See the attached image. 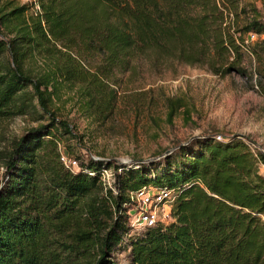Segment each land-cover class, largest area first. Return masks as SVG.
<instances>
[{
  "label": "trees",
  "instance_id": "1",
  "mask_svg": "<svg viewBox=\"0 0 264 264\" xmlns=\"http://www.w3.org/2000/svg\"><path fill=\"white\" fill-rule=\"evenodd\" d=\"M37 1L30 18V5L0 2V120L34 112L36 100L49 121L27 130L3 161L0 264H120L121 253L125 264H264L263 153L256 158L237 138L196 137L150 164L74 157L72 171L60 162L69 152L57 134H74L54 118L46 92L58 78L95 88L107 110L102 84L141 60L246 75L242 49L253 44L251 54L264 57V21L248 18L244 39L232 31L237 0ZM249 35L256 39L247 43ZM55 43L96 56L95 72L67 53L68 65L34 77L28 60ZM258 89L264 96V78ZM175 113L171 102L169 122ZM146 185L176 192L172 221L134 231L127 194Z\"/></svg>",
  "mask_w": 264,
  "mask_h": 264
},
{
  "label": "rangeland",
  "instance_id": "2",
  "mask_svg": "<svg viewBox=\"0 0 264 264\" xmlns=\"http://www.w3.org/2000/svg\"><path fill=\"white\" fill-rule=\"evenodd\" d=\"M15 1L18 5L30 4V1ZM236 5L230 15L234 23L232 31L237 38L245 39L242 30L248 18L254 15L264 21V0H237ZM33 13L29 9L27 16L30 18ZM255 39L248 38L246 42ZM252 45L242 49L246 75L234 72L221 77L205 66L178 62L132 63L128 72L116 73L102 84L107 110L95 98V88L84 90L58 78L59 84L46 91L51 98L48 106L54 118L66 123L74 134L72 137L57 134L64 141L60 144L61 152L65 149L72 158L92 156L120 164H150L191 139L219 136V142L237 138L246 144L253 143L264 154V96L258 89L259 81L264 78V57L259 60L252 55L247 48ZM67 53L86 70L95 72L96 56L79 54L61 43L35 54L28 60L27 68L34 77L44 75L53 71L55 64L68 65ZM171 102L175 103L176 113L169 122ZM34 104V112L0 120V183L3 161L11 146L27 130L49 123L45 115L40 119L41 107L36 100ZM129 213L133 214V210ZM117 261L125 264V254H118Z\"/></svg>",
  "mask_w": 264,
  "mask_h": 264
},
{
  "label": "built area",
  "instance_id": "3",
  "mask_svg": "<svg viewBox=\"0 0 264 264\" xmlns=\"http://www.w3.org/2000/svg\"><path fill=\"white\" fill-rule=\"evenodd\" d=\"M23 2L30 1L29 5L34 12H40V7L37 0H22ZM249 39H255L254 35H249ZM217 140L221 138L216 137ZM247 146L251 153L257 158L258 149L253 143H248ZM60 162L68 169L75 171L78 168V162L72 157L60 153ZM259 174L264 178V163L257 160L256 163ZM109 170H104L101 180L104 184L109 185L110 174ZM108 180V181H106ZM132 205L133 214H130V224L132 229L140 230L144 228L154 227L156 225H166L172 221L171 208L176 199V192L167 188H158L152 185L143 186L135 191H130L127 194Z\"/></svg>",
  "mask_w": 264,
  "mask_h": 264
}]
</instances>
